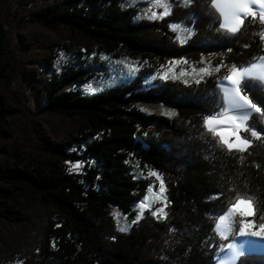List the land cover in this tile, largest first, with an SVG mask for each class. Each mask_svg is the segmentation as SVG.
I'll list each match as a JSON object with an SVG mask.
<instances>
[{
    "label": "trees",
    "instance_id": "1",
    "mask_svg": "<svg viewBox=\"0 0 264 264\" xmlns=\"http://www.w3.org/2000/svg\"><path fill=\"white\" fill-rule=\"evenodd\" d=\"M125 1L21 0L36 28L20 39L23 79L41 102V154L29 157L14 144L1 146L7 136L2 125L15 108L0 86V221L23 224L37 203L52 214L39 244L20 264H215L221 244L215 225L237 199L251 200L254 221L264 223V136L245 133L252 140L248 151L229 152L204 127L205 115L223 107L217 78L148 82L175 60L251 65L264 55V23L247 17L235 34L220 29L222 16L211 0L190 6L172 0L171 14L137 21L138 10L123 8ZM172 22L194 28L187 43L179 41ZM7 45L0 23V80L11 68ZM57 48H77L80 57L95 48L109 54L124 49L143 64L129 83L87 96L67 89L90 78L86 69L58 79L40 73V65L52 68ZM261 85L262 79L241 82L242 92L264 108ZM137 103L161 104L175 116L146 114ZM247 123L264 132V115ZM67 160L85 161V174H70L62 164ZM148 170L164 181L167 216L147 213L135 221L134 206L152 184L136 173ZM111 206L134 221L128 231L119 230ZM237 264H264V255H242Z\"/></svg>",
    "mask_w": 264,
    "mask_h": 264
},
{
    "label": "rangeland",
    "instance_id": "2",
    "mask_svg": "<svg viewBox=\"0 0 264 264\" xmlns=\"http://www.w3.org/2000/svg\"><path fill=\"white\" fill-rule=\"evenodd\" d=\"M177 1L183 6H190L193 2L192 0ZM174 5L172 0H163L161 4H158L156 0H126L122 3V7L125 9L136 8L138 10V15L136 16L137 21L142 19L160 20L172 13ZM223 6V4L220 5V7ZM249 8L256 14V19L259 20L261 11L256 10L255 5H249ZM29 12L30 9L23 6L21 0H0V23L5 26L8 40L5 59L11 65L8 77L0 80V86L6 91L12 108H15L12 117L2 125L7 136L5 141L1 143V146H10L14 144L19 147L21 152L32 157L33 155L41 154L36 144V123L40 120L42 112L41 102L38 100L37 95L32 92L29 82L23 79L22 74L25 49L24 45H22L20 34L25 33L31 35L36 31L34 23L31 22ZM153 13L156 14L155 18L152 16ZM247 17H252L251 13H249ZM170 26L177 34L182 44L187 43L194 33V28L192 26L181 22H172ZM82 53H84V55L80 57L77 54V48H72L70 50L57 48L54 53L52 68L48 70L44 65H40V73L44 74L49 79H58L63 73L68 72V70L86 69L90 78L81 85L69 86L67 89L78 90L83 95L93 96L118 85L129 83L137 75L143 64L141 58L131 56L124 49L113 54H109L97 48H95L93 52L82 51ZM175 61L178 63H173V61L160 70L157 75L149 78L148 82L151 83L154 79L160 78L163 80H175L191 84L198 83L197 81H203L210 76H215L222 97L225 87H234L230 81L223 79L230 74L234 66L232 64L224 63L215 65L209 58H204L199 65L186 60ZM202 68L206 69V71L201 72L200 69ZM236 68L238 69L236 76L241 82L246 78L264 80V55L247 67ZM244 69H248L251 72V76H246ZM242 94L245 95L243 92ZM136 106L146 114H159L168 117L175 116V112L172 109L161 104L137 103ZM251 111L254 112V110ZM223 112L224 107H222L220 113ZM233 114L232 112H228L225 117H220L219 113L215 114L218 115V118L224 120V123L222 125H217V127L233 126L234 122L227 118ZM62 164L70 174L81 177L86 172L85 161L83 160H67L62 162ZM76 165H79V167H76ZM152 173L156 175H152ZM136 174L138 179H148L152 184L148 187L146 194L148 199L144 200L143 198L134 206L137 214L135 221L140 220L142 217L146 216L147 213L153 215V211L157 208H164L166 212V187L162 177L153 170L138 172ZM161 181H163L164 184V191H161ZM140 204H147L148 207L141 209ZM252 209L253 213L251 212V215L246 217V222L254 226L249 228L248 231L251 233L259 232L260 235L253 236L264 242V230L260 228V225L264 223H256L254 221L253 217L255 212L253 205ZM114 213H118V215L114 216ZM51 214L49 208L43 204L37 203L30 209L27 214V220L23 224L10 225L0 221V264H20V258L39 244L42 232L46 228L48 224L47 220ZM110 214L116 221L119 230L124 228L126 230L123 231H128L134 222L124 215L116 206L110 207ZM224 215L228 217V220L224 223L230 221L234 226L236 234L225 233L222 235L221 232L217 231L221 238V244L217 251L215 264H218V258L228 251L227 245L231 244L234 237L238 235V230L241 226V215L238 211H233L231 213L227 211ZM153 216L157 219L164 218L163 213L159 212ZM218 222L220 221L218 220ZM225 236H227V239H225ZM247 253L264 254V248L259 251L245 252L242 254ZM242 254H240V256Z\"/></svg>",
    "mask_w": 264,
    "mask_h": 264
},
{
    "label": "snow or ice",
    "instance_id": "3",
    "mask_svg": "<svg viewBox=\"0 0 264 264\" xmlns=\"http://www.w3.org/2000/svg\"><path fill=\"white\" fill-rule=\"evenodd\" d=\"M158 4L163 3V0H156ZM211 4L223 17V22L219 24L220 29H227L231 33L235 34L240 31L241 26L245 24V19L251 13L252 18L256 19V14L252 12L249 8V5L261 4L264 5V0H211ZM223 4V7L220 5ZM153 18L156 17V14H152ZM259 20L261 23H264V12H261L259 15ZM260 39L264 40V32L260 34ZM173 63H178L174 61ZM218 70V69H217ZM201 72H205L206 69H200ZM238 69L236 66H233L229 75L223 79L230 81L234 87H225L223 89V97L221 104L224 107V112L219 113L220 117L227 116L228 112L234 113L232 116L227 117L230 121L234 122V125L231 127H217V125H222L224 120L218 118V115L208 113L205 115L203 123L205 129L212 133L214 137H219V143H221L229 152H239L244 153L248 151L249 146L252 144V140L248 138L245 133L250 134L251 137L261 138L264 136V132L257 130L254 125L248 124L250 117L256 113L264 115V108L258 107L256 103H253L252 99L247 95L242 94L241 81L237 78L236 72ZM246 76H251V72L248 69H244ZM166 78V77H165ZM199 82V81H197ZM246 85L243 90H246ZM264 87V85H261ZM251 110H254L251 111ZM218 111V110H214ZM238 121V122H237ZM243 159V156L240 157ZM79 167V165H76ZM152 175H156L152 173ZM151 190V189H149ZM164 184L161 181V191H164ZM148 197L145 196L144 200H147ZM166 199V198H165ZM243 206H246L243 207ZM147 204H140V208H147ZM252 201L237 199L236 203L232 204L230 208L227 209L229 213L233 211H238L241 216L251 215ZM157 212L163 213L166 218L167 213L164 211V208H157L153 211V215H156ZM114 216L118 213H114ZM142 215V213H141ZM228 220V217L224 214L219 216V221L216 223L215 227L218 232H221L222 235L225 233L236 234L234 231L233 224ZM254 225L251 223L241 221V226L239 228V234L241 236L249 235L248 229L252 228ZM260 228L264 230V224L260 225ZM121 230H126L121 228ZM251 235H260L259 232H252ZM227 239V236H225ZM227 249L232 252L233 257L241 254L242 250L237 247L235 243L227 245Z\"/></svg>",
    "mask_w": 264,
    "mask_h": 264
},
{
    "label": "bare ground",
    "instance_id": "4",
    "mask_svg": "<svg viewBox=\"0 0 264 264\" xmlns=\"http://www.w3.org/2000/svg\"><path fill=\"white\" fill-rule=\"evenodd\" d=\"M246 208V207H245ZM251 212L253 213V209L251 208ZM237 213V212H236ZM247 216H241V221L243 220L246 222ZM249 235L241 236L239 233L234 239L232 240V243H235L239 249L242 250V253L245 252H252V251H259L264 248V242L260 241L257 237H254L251 235V232H249ZM240 255L233 257L232 252L229 250L222 254L218 258V264H235L238 260Z\"/></svg>",
    "mask_w": 264,
    "mask_h": 264
},
{
    "label": "crops",
    "instance_id": "5",
    "mask_svg": "<svg viewBox=\"0 0 264 264\" xmlns=\"http://www.w3.org/2000/svg\"><path fill=\"white\" fill-rule=\"evenodd\" d=\"M255 6H256V10H258V11L260 10L261 12H264V6L263 5H261V4H255Z\"/></svg>",
    "mask_w": 264,
    "mask_h": 264
},
{
    "label": "water",
    "instance_id": "6",
    "mask_svg": "<svg viewBox=\"0 0 264 264\" xmlns=\"http://www.w3.org/2000/svg\"><path fill=\"white\" fill-rule=\"evenodd\" d=\"M251 254H259V255H264V254H260V253H247V254H242V255H251ZM238 260H239V258H238ZM238 260H237V262H236V264L238 263Z\"/></svg>",
    "mask_w": 264,
    "mask_h": 264
}]
</instances>
